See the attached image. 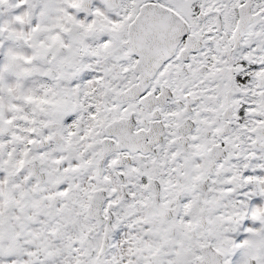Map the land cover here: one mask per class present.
<instances>
[{
  "label": "snow or ice",
  "instance_id": "1",
  "mask_svg": "<svg viewBox=\"0 0 264 264\" xmlns=\"http://www.w3.org/2000/svg\"><path fill=\"white\" fill-rule=\"evenodd\" d=\"M0 264H264V0H0Z\"/></svg>",
  "mask_w": 264,
  "mask_h": 264
}]
</instances>
